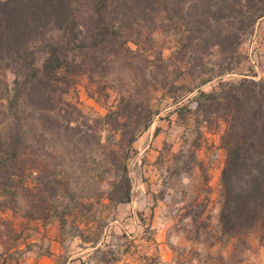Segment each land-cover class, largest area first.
Returning <instances> with one entry per match:
<instances>
[{
	"label": "trees",
	"instance_id": "16d2710c",
	"mask_svg": "<svg viewBox=\"0 0 264 264\" xmlns=\"http://www.w3.org/2000/svg\"><path fill=\"white\" fill-rule=\"evenodd\" d=\"M183 3V0H0V245L4 249L13 247L19 237L18 229L9 219L10 213L23 210L21 193L30 196L29 206L33 209L34 193L40 187L46 193L55 185L60 186L64 207L61 210L54 203L51 210H46L47 214L64 215L75 209L89 212L94 207L92 203L78 202L69 188L71 176L65 166L58 173L60 178L41 182L42 166L39 168L32 141H28L29 136L36 138L35 133L30 134L33 125L40 119L44 123L54 119L57 124L54 134L66 140L69 155H79L93 130L87 126L88 122L81 132V123L64 120L61 105L65 104L63 97L68 89L77 87L82 79H89V96L107 98L108 89L113 87L102 90L98 80L105 70L120 62L128 65L126 61L139 67L150 59H153L150 79L155 93L172 99L171 106L180 118L188 110V119L201 118L210 125L213 120L222 121L225 125L221 138L226 154L221 173L222 236L240 238L257 231L264 243V78L257 80L245 75L239 80L231 79L234 75L231 68L212 72L199 81L190 74L193 63L199 59L195 48L198 51L200 47L217 48L221 55L234 57L244 38L264 18V0H191L185 16ZM167 18L177 30L184 22L185 29L183 37L182 32H177L181 38L172 55L166 58L153 35ZM184 70L191 78L177 75ZM7 73L13 76L11 84L3 80ZM118 76L112 73L108 80L118 83ZM213 81L218 85L211 92L202 90ZM121 92L125 94L115 109L98 119L102 124L96 130L100 140L103 132L123 131L119 125L122 126L123 115L131 107L134 95L130 91ZM148 103L143 102L148 114L142 129L129 140L130 147L149 128L154 115H159L149 110ZM103 140L105 144L111 138L106 135ZM99 181L105 178L100 177ZM130 187V178L123 168L120 181L111 183L105 195L111 202H128ZM24 217L34 216L29 211ZM9 240L14 242L13 246L8 245ZM155 263L149 260L147 264Z\"/></svg>",
	"mask_w": 264,
	"mask_h": 264
},
{
	"label": "rangeland",
	"instance_id": "374dc122",
	"mask_svg": "<svg viewBox=\"0 0 264 264\" xmlns=\"http://www.w3.org/2000/svg\"><path fill=\"white\" fill-rule=\"evenodd\" d=\"M183 1L182 10L185 16L189 12L191 0ZM160 16L166 17L165 14ZM174 26L175 24L167 18L159 25L160 30L153 35L155 41L163 47L166 58L172 55L181 35L183 37L184 22L181 23L179 30ZM178 31L182 32L181 35L177 34ZM195 49L199 53V59L193 63L190 74L198 81L212 72L230 68L234 70L231 79L239 80L245 75L254 76L257 80L264 78V18L259 20L254 31L244 38L234 57L229 54L221 55L217 48L200 47L199 51ZM152 60L142 62L139 67L137 64L130 65L128 61H126L128 65L120 62L114 65L112 70H105L98 80L102 90L113 87L108 89L107 98L89 96L87 90L91 82L89 79H82L77 87L68 89L63 98L65 104L71 106L61 105L64 120L81 123V132L84 130V124L88 122L87 126L93 130L88 139H85V143L83 142L79 155H69V150L65 147L66 140H61L54 134L53 129L57 126L54 119L51 118L46 123L40 119L33 125L30 134L35 133L36 138L33 140L29 136L28 141H32L36 160L41 164L39 168L42 166L41 173L39 172V177L43 179L41 182L45 183L48 179L57 180L60 178L58 173L65 166L71 176L69 188L78 202L92 203L97 213L108 216L111 209L102 201L105 192L110 189V184L120 181L124 168L131 185L137 181L145 183L146 186L148 184L154 195L153 205H147L146 210L141 209L138 213L147 214V217L157 215V224L166 223L167 233L163 240L170 245L175 264H264V243L260 242L257 231L248 236L232 239L222 236L221 233L219 223L222 203L221 171L226 158L221 147V138L225 132V125L222 121L213 120L210 125L204 123L201 118L188 119V110H185L184 117L180 118L175 108L171 106L172 99L163 93H155V87L150 79ZM112 73L119 75L116 77L118 83L108 80ZM188 73L184 70L179 71L177 75L188 78L190 76ZM3 80L11 84L13 76L7 73ZM188 80L190 82L191 79ZM217 85L218 82L213 81L203 86L202 90L211 92ZM121 91H130L134 95L132 105L123 115L124 119L120 123L122 126L119 125L123 131L102 133L103 139L106 135L111 138V141L104 144V140H100L96 132L102 126L98 119L104 118L115 109L125 94ZM145 101L149 102V110L159 113L154 115L149 126L157 133L154 150L158 151V154L152 159L145 154L138 157V152L144 150V146L137 150L128 144L132 135L141 130L145 122L148 114L143 108ZM102 145L110 150H104ZM138 158L140 160L136 161ZM100 177H104L105 181L100 182ZM42 189L40 187L34 193L36 197L33 198L35 206L33 209L29 206L30 196L21 193L23 210L10 213L9 219L16 229H26L27 223L23 221L26 212L30 211L33 216L47 214L46 210L48 208L51 210L54 203L63 209L62 203L65 201L60 186L55 185L53 190L46 193H43ZM118 196L119 194L117 198ZM3 230L6 232L7 229ZM109 240V247L113 244L122 248L130 244L132 247H141V250L145 247L139 238L130 239L115 235ZM7 243L14 245L11 240ZM157 250L159 252L158 247Z\"/></svg>",
	"mask_w": 264,
	"mask_h": 264
},
{
	"label": "crops",
	"instance_id": "0c3cea01",
	"mask_svg": "<svg viewBox=\"0 0 264 264\" xmlns=\"http://www.w3.org/2000/svg\"><path fill=\"white\" fill-rule=\"evenodd\" d=\"M156 142L157 133L149 127L133 144L137 150L145 147L138 157H156ZM129 194L130 201L124 203L111 202L104 195L102 203L111 209L108 216L97 213L93 207L89 212L75 209L64 215L51 212L24 217L27 227L18 229L15 245L7 250L0 245V264H147L149 260H155V264H175L170 245L163 240L166 223L157 224V215L147 217L138 213L153 205L154 195L148 184L137 181ZM115 235L142 239L144 250L130 244L109 247V239Z\"/></svg>",
	"mask_w": 264,
	"mask_h": 264
}]
</instances>
